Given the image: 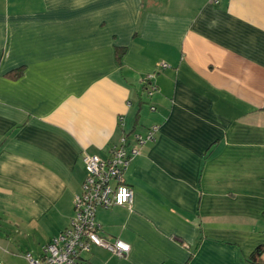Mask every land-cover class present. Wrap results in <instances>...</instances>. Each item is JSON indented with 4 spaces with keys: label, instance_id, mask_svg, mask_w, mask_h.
<instances>
[{
    "label": "crops",
    "instance_id": "1",
    "mask_svg": "<svg viewBox=\"0 0 264 264\" xmlns=\"http://www.w3.org/2000/svg\"><path fill=\"white\" fill-rule=\"evenodd\" d=\"M154 124L125 174L132 207L96 213L130 251L93 245L83 264H252L264 0H0V264H30L70 225L83 152Z\"/></svg>",
    "mask_w": 264,
    "mask_h": 264
},
{
    "label": "built area",
    "instance_id": "2",
    "mask_svg": "<svg viewBox=\"0 0 264 264\" xmlns=\"http://www.w3.org/2000/svg\"><path fill=\"white\" fill-rule=\"evenodd\" d=\"M209 1L219 4L222 0ZM160 65L168 66L167 63ZM154 90L155 87L149 85L150 95ZM122 119L120 122L123 124ZM158 130L159 125L154 124L144 133L124 131L119 142L111 148L108 157L82 153L87 174L81 192L75 197V213L71 223L44 245L39 258L28 254L30 264H83L82 254L89 252L93 245L106 248L118 256L128 254L131 249L128 242L120 238L110 239L100 234L96 213L99 208L132 207L134 189L125 179L126 171L136 156L141 153L142 148L156 140Z\"/></svg>",
    "mask_w": 264,
    "mask_h": 264
},
{
    "label": "trees",
    "instance_id": "3",
    "mask_svg": "<svg viewBox=\"0 0 264 264\" xmlns=\"http://www.w3.org/2000/svg\"><path fill=\"white\" fill-rule=\"evenodd\" d=\"M120 57H121V53H120L119 50H118V60H120ZM149 80H150V79H148V80L144 83V85H143V88H144V89L147 87V85H148V83H149ZM148 89H149V85H148V87H147V91H148ZM263 250H264V244L259 245V246L255 249V251L253 252L252 256L250 257V262H251L252 264H264V261L261 259V255H262Z\"/></svg>",
    "mask_w": 264,
    "mask_h": 264
},
{
    "label": "rangeland",
    "instance_id": "4",
    "mask_svg": "<svg viewBox=\"0 0 264 264\" xmlns=\"http://www.w3.org/2000/svg\"><path fill=\"white\" fill-rule=\"evenodd\" d=\"M143 98H144V100H145L146 103H148V104L150 103V100L151 99H150V97L147 94L144 93L143 94Z\"/></svg>",
    "mask_w": 264,
    "mask_h": 264
}]
</instances>
